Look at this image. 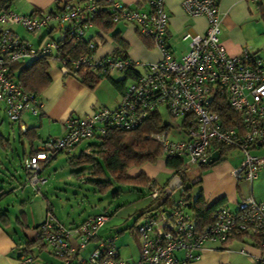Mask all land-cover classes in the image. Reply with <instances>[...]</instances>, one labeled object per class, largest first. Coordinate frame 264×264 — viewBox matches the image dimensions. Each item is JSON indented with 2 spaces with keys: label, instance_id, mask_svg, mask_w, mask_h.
I'll return each instance as SVG.
<instances>
[{
  "label": "built area",
  "instance_id": "obj_1",
  "mask_svg": "<svg viewBox=\"0 0 264 264\" xmlns=\"http://www.w3.org/2000/svg\"><path fill=\"white\" fill-rule=\"evenodd\" d=\"M101 6L110 12L112 24L134 26L136 34L159 52V60L137 64L112 41L111 54L96 60L94 53L106 41L101 31L89 39L88 54L76 58L62 55L67 42L76 47L93 29L91 21ZM149 6L143 11L118 0H74L57 4L48 12L18 15L11 10L10 0H0V103L11 123L19 124L23 115L38 116L41 111L39 96L25 91L15 80L12 67L26 60L54 62L63 77L84 69L104 78L127 76L130 82L116 108H99L85 118H69L62 138L47 140L24 160L34 190H38V183L46 182L39 178L41 164L55 154L71 155L83 142L104 138L109 131H130L150 115L161 116L160 109L177 121L149 136L160 146L162 157L182 158L185 168L200 167L214 148L232 149L242 155L234 177L242 176L249 184L263 168L264 155L254 151L264 150V60L246 48L238 56L226 52L219 41L215 0H183L184 13L191 18L204 17L207 28L202 36H184L189 49L177 61L167 45L168 18L163 1L149 0ZM16 27L36 36L38 44L20 38ZM42 32L47 33L41 37ZM55 33L59 40L52 39ZM149 188L153 205L139 215L135 225L139 245L136 261L120 259L114 238H98L109 219L105 214L65 227L47 212L38 238L59 264H189L199 259L205 243L222 246L231 237L247 236L256 244L255 240L264 236V202H255L250 195L235 211L215 207L211 222L199 227L190 194L185 192L178 200L164 204L161 187ZM19 264H33V258L22 256ZM252 264H264V255Z\"/></svg>",
  "mask_w": 264,
  "mask_h": 264
},
{
  "label": "crops",
  "instance_id": "obj_2",
  "mask_svg": "<svg viewBox=\"0 0 264 264\" xmlns=\"http://www.w3.org/2000/svg\"><path fill=\"white\" fill-rule=\"evenodd\" d=\"M73 1L74 0H10L11 10L18 15H31L36 11L48 12L55 8L57 4ZM118 1L126 6L138 8L143 11H148L150 9L148 0ZM162 1L164 12L168 18L166 32L167 45L175 60L179 61L189 49V40H183L184 36L186 34L190 36L204 35L207 22L204 17L191 18L187 16L181 7L183 0ZM215 2L220 18L219 41L226 52L230 56H238L241 51L246 48L255 51L258 56L264 60V55H260L259 50L255 49L256 46L251 42L247 33V29H249L255 21H261L260 15L261 10H264V0H215ZM127 26L128 25L125 24H117L114 26L113 33H117L120 39L126 44L128 57L130 58L128 49L131 43L142 55H144V64L158 61L160 58L159 52L155 50L149 40L140 38L135 30L134 34L137 38L123 35V30ZM92 30L97 32L94 27ZM14 31L20 38L28 40L26 37L19 34V27L14 28ZM42 35H44V32H42ZM111 36L112 33L105 34L106 41L110 39L111 42ZM38 42L39 40L36 38L35 43L38 44ZM49 76L51 79L50 83L38 95L41 104L40 114L34 116L32 122L23 118V115L19 123L20 133L28 128H35L36 131V139L31 145L27 140H25V146L22 144L21 159L24 160L29 155L37 152L41 145L47 140L62 138L66 133L65 123L69 118H85L92 110L99 108L114 109L120 100L119 93L106 80H102L95 89L88 90L75 79L63 77L59 72H52L51 75L49 73ZM1 139H3V137ZM1 147H6V144L4 146L1 145ZM78 147L79 146L73 150L71 155L76 153ZM10 151L12 152V150ZM211 152L213 153V150ZM254 154L262 156L264 155V150H256ZM221 158L224 161L218 165L204 172L198 167L199 172L189 177V186L193 191V193L192 191L189 192L191 194L190 196L195 198L197 195H200L205 208L224 206L231 211H235L237 205L249 195L255 202H264V166L258 172L256 179L249 184L242 176H239L238 179L234 177V171L240 166L242 161V155L239 152L227 149ZM50 161L41 165H47ZM163 167L164 172H166L168 176H171V171L165 168L164 162ZM144 170H142V168L139 170H131L135 172L132 176L144 171L143 173L152 180L155 185L158 187L164 186L159 184L156 178L160 172L159 170ZM150 205L151 200L147 197V201L144 205L134 206L132 211L123 212V216L128 217L134 211L139 215L140 212L146 210V208L148 209ZM45 212L47 213L46 209ZM53 216L55 217L54 214ZM10 224L11 221L9 218L8 228L0 223V264H19L20 258L25 256L20 253V250L23 248L22 244L25 242H36L38 231H36L35 228L41 225L39 224L30 228L25 222L23 223L24 227L15 224L20 229V231H18L19 235H17L16 232H11L9 230ZM105 225L100 229L99 233L103 230ZM99 233L98 238L103 239L99 236ZM120 233L122 232L117 234ZM236 237L238 236L231 237L228 242L222 246L215 243H205L199 259L189 264H252L255 258L264 255V253L254 247L251 238L247 236H242L241 238ZM234 243H238L241 247L238 249V254L241 255L240 258H238L236 256L237 253L232 250V245ZM40 244L42 245L41 242ZM138 246L137 239V254ZM92 248V245L89 246L87 252ZM44 253L48 254L44 246L42 245L41 247L39 243H36V246L32 247L29 255L33 258V264H48L43 260L42 256ZM133 261L135 260H133L132 257L126 260V262Z\"/></svg>",
  "mask_w": 264,
  "mask_h": 264
},
{
  "label": "rangeland",
  "instance_id": "obj_3",
  "mask_svg": "<svg viewBox=\"0 0 264 264\" xmlns=\"http://www.w3.org/2000/svg\"><path fill=\"white\" fill-rule=\"evenodd\" d=\"M134 26L128 25L123 30V35L137 36L134 34ZM248 36L252 43L255 44V49L259 50L260 55H264V23L262 21H255L254 24L247 29ZM19 34L26 37L27 41L36 45V36L26 32L19 27ZM96 32L90 30L86 33L85 38L88 39ZM131 34V35H130ZM52 39L59 40V34L52 35ZM33 41V42H32ZM113 44L108 41L104 42L94 53V59L111 54ZM156 50V49H155ZM154 51V50H153ZM157 51V50H156ZM107 52V53H106ZM158 52V51H157ZM255 52V51H253ZM128 54L130 59L137 64H144L145 59L133 44L130 43ZM258 55V54H257ZM31 60L22 62V66H27ZM156 62V61H155ZM153 62V63H155ZM151 64V63H149ZM59 72L58 65L54 62L50 64L49 73ZM130 82H127V86ZM2 104L0 103V136L3 140L9 142V147H1L0 145V193L5 194V197L0 202V214L6 212L7 217L11 221L9 230L16 232L19 235L20 229L14 224L16 219L25 222L30 228L42 224L46 217L45 209L48 206L52 214L65 227L71 224L77 225L85 219L105 214L108 216L105 227L99 233L102 238H114V246L120 254V259L126 261L132 257L133 260L138 259L136 240L138 236L135 231V222L137 213L134 211L130 216H123V212L132 211L134 206H142L147 201L149 192L141 189L135 190L129 186H113L105 193L97 192L96 187L88 182L87 167H70L67 163L72 155L59 153L55 159L50 161L47 165L42 167L39 175L40 179H44L45 184H37V191L31 187L28 177L21 168L22 144L25 146V139L20 138V130L18 123H11L2 112ZM162 121L165 124L174 125L177 121L172 120L164 109H160ZM23 118L32 122L34 116L24 115ZM99 140H87L79 145L75 154L83 151L88 145H98ZM7 144V143H5ZM3 144V146L5 145ZM26 148V147H25ZM12 150V152L10 151ZM160 171L157 175L159 184L164 183L170 178L164 172L163 160H158L153 165H146L142 170ZM145 171V170H144ZM199 172L197 166L187 165L185 175L187 178ZM157 186V185H156ZM154 187V186H153ZM157 188H160L157 186ZM192 191L191 187L189 186ZM185 186L175 190L171 196L170 201H176L185 193ZM113 193H118L117 197H112ZM193 193V191H192ZM191 195V194H190ZM136 206V207H137ZM8 228V224L6 225ZM122 232L120 234H117ZM238 243L232 245V250L240 258ZM86 256V254H84ZM48 264H59L58 261L44 253L42 256Z\"/></svg>",
  "mask_w": 264,
  "mask_h": 264
},
{
  "label": "trees",
  "instance_id": "obj_4",
  "mask_svg": "<svg viewBox=\"0 0 264 264\" xmlns=\"http://www.w3.org/2000/svg\"><path fill=\"white\" fill-rule=\"evenodd\" d=\"M101 7L103 8L99 10L94 19L91 21L94 29L105 34L112 33V42L126 51V44L120 39L117 33H113L115 25L112 24L110 20V12L107 8H104V6ZM260 20L264 23L263 9L261 10ZM46 33L47 32H44V35ZM44 35L41 33V37ZM91 36L88 39L84 37L82 42L79 45H76V47H73L67 42L62 47L61 54L68 58H76L80 55L88 54L89 51L87 50V45ZM142 39L146 40L144 38ZM31 61L32 62L27 66H22L21 63L19 65H14L12 68L16 71L15 80L22 85L23 89L27 92L39 95L51 81L49 76L50 62L47 60ZM71 78L75 79L79 84L88 90L95 89L102 80H106L115 88L119 95H121L127 83V76L120 78H104L99 75V73H93L84 69L75 70L71 75ZM165 126L166 125L162 121L161 116L157 114L150 115L138 127L130 131H109L104 138L97 139L99 140L98 145H88L78 154H72V157L67 160V163L70 167H87L88 176L90 177L88 182L96 187L97 192L102 194L107 192L113 186H129L139 191L141 189L147 190L150 195L149 186L152 185L157 187L155 183L143 173L144 171L132 176L135 172L131 170H139L145 165H153L158 160L162 159L165 168L171 171L170 178L172 176H178L182 181L183 186H185L184 192L187 193L189 191L190 180L184 173L186 168L184 167L183 159L174 156L162 157L160 146L149 137L151 134L164 129ZM35 133V128H28L24 132L20 133V138H24L31 145V143L36 139ZM1 138L2 137L0 136V145L7 143L6 148H8L10 145L9 142ZM226 150L227 149L220 147L214 148L213 152H218L220 154V160L210 166H200L202 172L224 161L221 156L224 155ZM211 153L212 152H210V154ZM57 155L58 154H55L51 160L55 159ZM23 162L24 159H21L20 165L27 176L28 173L23 166ZM166 183L163 187H161V195L164 198V204H171L174 201H170V197H166L163 194V189ZM117 196L118 193L112 194V197L114 198ZM4 197L5 194L0 193V202ZM152 205L153 204L151 203L150 207ZM214 208L215 207L205 208L200 195H197V197L194 198L193 212L199 227H204L211 222V215ZM46 211L50 212V208L48 206L46 207ZM144 211L140 212L139 215ZM139 215H137L135 223H137ZM0 223L5 226L8 224L6 212L0 214ZM14 224L22 225L24 227L23 222L19 219H16ZM39 226L35 228L36 231H38ZM241 237L242 236H238L236 238ZM255 242L256 244H253L254 247L264 253V236L255 240ZM36 243H39V246L42 247L39 238H37L34 243H23V248L20 250L21 255L29 256L32 247L36 246Z\"/></svg>",
  "mask_w": 264,
  "mask_h": 264
},
{
  "label": "water",
  "instance_id": "obj_5",
  "mask_svg": "<svg viewBox=\"0 0 264 264\" xmlns=\"http://www.w3.org/2000/svg\"><path fill=\"white\" fill-rule=\"evenodd\" d=\"M220 160V154L218 152H213L211 153L208 158L206 159V164L207 166L213 165L217 162H219ZM183 186L182 181L180 180V178L178 176H172L168 182L166 183L164 189H163V194L166 197H170L171 194L179 189L180 187Z\"/></svg>",
  "mask_w": 264,
  "mask_h": 264
}]
</instances>
